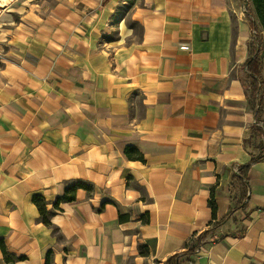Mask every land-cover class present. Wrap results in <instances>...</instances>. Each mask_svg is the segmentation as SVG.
<instances>
[{
    "label": "crops",
    "instance_id": "crops-1",
    "mask_svg": "<svg viewBox=\"0 0 264 264\" xmlns=\"http://www.w3.org/2000/svg\"><path fill=\"white\" fill-rule=\"evenodd\" d=\"M124 1L0 15V264L1 244L14 264H164L234 206V168L264 156V90L256 122L239 77L244 4ZM76 181L92 190L42 223L33 196L50 211ZM247 188L188 264H264V160Z\"/></svg>",
    "mask_w": 264,
    "mask_h": 264
},
{
    "label": "trees",
    "instance_id": "trees-1",
    "mask_svg": "<svg viewBox=\"0 0 264 264\" xmlns=\"http://www.w3.org/2000/svg\"><path fill=\"white\" fill-rule=\"evenodd\" d=\"M240 1L245 6V16L249 22L250 28L252 29V37L248 43V58L240 68V73H242V75L239 77L245 89L247 103L251 110L255 112L254 115L257 122L263 102L262 91L264 90V0ZM252 131L254 135L264 138V129L258 128L254 125L252 127ZM259 148L260 153L257 156H252L248 163L234 168L232 186L233 188H236L238 198L228 214L221 220L214 221L208 230L200 233L196 237V244L193 247H190L182 253L172 255L164 262V264H188L187 262L191 260V257L195 253L196 249L200 246L203 247L206 244L204 239L208 235H211L214 230L218 229L227 220V218L232 216L234 212L245 208L248 200L247 174L253 165L264 160L262 153L263 147L259 146ZM130 152L132 153V150L130 148H126V156L142 160V156L140 154L132 157ZM77 189H85L87 191L92 190L91 186L85 182L76 181L68 183L66 184L63 194L54 200L52 210L50 211L46 210L47 203L41 196H33L32 201L39 211V220L45 225H50V217L54 214L55 210H58L61 204L73 202L75 200V192ZM208 205L214 212L215 204L213 196H211ZM120 220H123L121 216ZM1 250L6 263L14 264L15 261L19 260L15 257H11V255L7 253L3 244H1ZM46 264H48L47 260Z\"/></svg>",
    "mask_w": 264,
    "mask_h": 264
},
{
    "label": "rangeland",
    "instance_id": "rangeland-1",
    "mask_svg": "<svg viewBox=\"0 0 264 264\" xmlns=\"http://www.w3.org/2000/svg\"><path fill=\"white\" fill-rule=\"evenodd\" d=\"M2 0H0V15L3 14L5 11H6V7L9 3L12 2V0H6V2H4V4L2 5L1 4ZM125 5H128V4H133L136 2V0H125Z\"/></svg>",
    "mask_w": 264,
    "mask_h": 264
},
{
    "label": "built area",
    "instance_id": "built-area-1",
    "mask_svg": "<svg viewBox=\"0 0 264 264\" xmlns=\"http://www.w3.org/2000/svg\"><path fill=\"white\" fill-rule=\"evenodd\" d=\"M181 49H187V47L184 46V47H181ZM202 252H203V248L202 247H199L195 251V253L192 255L191 259L194 260V261H196L200 257V255H202Z\"/></svg>",
    "mask_w": 264,
    "mask_h": 264
}]
</instances>
